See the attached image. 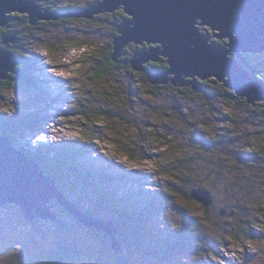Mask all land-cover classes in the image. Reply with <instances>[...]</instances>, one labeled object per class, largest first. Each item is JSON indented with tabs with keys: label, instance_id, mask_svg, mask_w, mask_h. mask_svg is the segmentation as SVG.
Returning a JSON list of instances; mask_svg holds the SVG:
<instances>
[{
	"label": "rangeland",
	"instance_id": "1",
	"mask_svg": "<svg viewBox=\"0 0 264 264\" xmlns=\"http://www.w3.org/2000/svg\"><path fill=\"white\" fill-rule=\"evenodd\" d=\"M31 1L43 6V3L58 5L67 0ZM69 3V10H76L72 0ZM81 3L78 0V4ZM105 14L109 13L99 14L89 23L77 19L73 21V17H68L70 19L58 25L47 23L45 29L39 25L30 27L29 22V25L25 23L9 28L11 32L16 29L11 34L23 38L17 48L19 60L22 57L25 64L33 65L32 74L38 83L35 82V90L30 80H22V77V81L15 82L0 79V115L13 117L21 125L17 131L0 128V134L7 132L13 145L31 150L42 145L48 147L50 143H54V150L62 145L69 147V144L84 147L81 152L83 159L78 161L88 163L89 174L95 171L102 174L104 170L94 168L95 165L127 178L124 183L120 180L121 185L131 190L128 194L120 193L124 198L122 202H127V210L134 204L142 203V197L151 195L157 198L161 219L146 221L147 227L139 233L138 241L134 239L137 247L143 248L129 247L124 252L122 244L118 250L116 245L111 247L110 239H106L107 231L99 233L84 227L75 215L61 210V205L52 198L47 203L51 202V208L56 211L60 221L70 227L57 230L54 222L36 218L34 223L41 221L40 225L47 229L44 228V234L35 238L30 233L33 223L26 219L20 206H0V264L31 263L37 260L36 255L43 253L40 251L53 250V246L59 244L78 245L83 253L82 264H90V261L98 264L96 260L101 252L107 254V257L102 256L107 260L125 254L129 264H264V109L258 113L246 107V114L242 115V104L233 102L247 100V97L237 100L185 99L176 92L156 97L146 85L139 84L142 81L132 80L128 73L118 70H111L107 76L96 79L97 59L108 52L107 45L114 37L115 24L119 20L116 16L114 19L102 18ZM197 26L210 43L215 42L213 39L220 41L208 26L202 23ZM84 44L92 46L88 48ZM229 58L237 59L233 53ZM130 82L134 86L133 92L127 93L128 102H122L120 87L124 86L125 89ZM231 94L238 98L235 91ZM134 98L141 99L143 102L140 104L143 105H133ZM107 112L108 115L104 116ZM25 117H35L39 124L26 127V121L21 120ZM170 124L175 126L174 130ZM179 129H185L191 141V145L187 144L189 148L185 143H182L184 146L180 145L182 134ZM213 140L218 144H211ZM138 146L139 149H136ZM184 153H188L186 157L192 159L200 156L201 161H193V167L187 166L178 174L184 176L183 182L171 172V177L157 176L165 172L159 167V158L166 159L164 162L187 159L181 155ZM74 165L79 169L77 163ZM188 179H195L196 184L212 192L214 204L207 218L203 217L202 208L191 203L185 195L189 192L185 182ZM236 179L240 180L239 184L233 183ZM81 183H84V179ZM59 184H62L61 180ZM138 185L143 186L139 188ZM173 185L181 192L172 193ZM149 187L152 190L150 193ZM138 191L143 195L138 196ZM106 193L108 195L98 191L97 199L93 198L96 206L92 207L87 201L91 210L99 213L93 215L95 220L110 219V213L101 212L105 209L104 201L111 190L107 189ZM121 208L120 203L116 205V209L124 212L123 206ZM132 211L138 213L137 208ZM202 218L212 223L218 222L225 231H218L219 235L225 233L226 238L220 241L221 246L214 244L216 252L213 255L207 250L209 246H202L201 242V245L178 246L175 251L170 250L169 255L160 253L156 257L154 245L159 244L163 237L158 243L142 237L145 232L173 229L174 235H181L179 238L182 240L194 239L199 235L190 226L197 227L193 220ZM136 225L141 229V223ZM204 226L208 227V224L204 223ZM129 230L127 234L131 233ZM21 234L25 235L24 239ZM213 234L206 228L200 236L213 238ZM172 241L174 239L171 244L175 245ZM34 263L41 264L40 260Z\"/></svg>",
	"mask_w": 264,
	"mask_h": 264
},
{
	"label": "water",
	"instance_id": "2",
	"mask_svg": "<svg viewBox=\"0 0 264 264\" xmlns=\"http://www.w3.org/2000/svg\"><path fill=\"white\" fill-rule=\"evenodd\" d=\"M118 9H123L131 20L119 26L114 40V62L118 63L132 44H146L147 50L136 52L131 65L135 71L146 73L152 85L197 89L199 82L216 78L238 95V98L229 96L230 99L247 97L252 105L264 102V82L254 78L239 62L245 53H264V0H101L87 10L65 16L93 19ZM13 13L28 14L32 26L42 20L61 18L31 0H0L1 27ZM196 23L208 26L218 40H228V45L223 48L210 43ZM10 42H15V38L7 37L4 44ZM232 53L237 59L229 58ZM161 58L167 60L168 71L146 69L147 64L158 63ZM17 65L16 56L0 50L1 80L14 81L11 73H16L19 79ZM11 142L8 136L0 135V206H20L31 223L36 218L58 222L51 202L47 203L49 198H55L84 226L93 231H107L112 240L117 237L115 227L76 210L57 188L55 180ZM194 196L209 207L213 205L208 191H195Z\"/></svg>",
	"mask_w": 264,
	"mask_h": 264
},
{
	"label": "trees",
	"instance_id": "3",
	"mask_svg": "<svg viewBox=\"0 0 264 264\" xmlns=\"http://www.w3.org/2000/svg\"><path fill=\"white\" fill-rule=\"evenodd\" d=\"M47 1H53V2H57L59 0H47ZM80 1V0H79ZM82 3L78 4V0H72V4L74 5L76 10L70 11L69 10V0L67 1H62V3H58V5L56 4H51V3H43V6L40 4L41 8L43 10H47L49 13H53V14H58L61 18H59L58 20H51L50 22H48L49 20H42L41 24L39 25L42 29H45V26L47 23H58L62 22L64 23L65 21H67L68 17H66L65 15L70 14V13H74V12H78V11H84L87 10L93 6H95L96 4H98L101 0H89L88 2H86L87 0H81ZM39 2V1H38ZM39 3H42L41 0ZM87 3V4H86ZM78 10V11H77ZM118 14V15H117ZM118 17L119 20L118 22L115 24V31L113 34V39L111 40V42L107 45L108 48V52L104 53L102 56H100L97 60H98V65L95 68V74H96V79L101 78V77H105L107 76L108 72L111 70H115V71H119V72H126L129 74V77L132 80H136L137 82H141L139 83L140 85H142V83L144 85L147 86L149 92L158 97L161 96L163 94H166L168 92H176L180 97L185 98V99H194L196 97H201V98H205V99H215V98H219V99H224L226 100L227 98H229V96H233L231 93L233 92V90H229L225 87V84L220 82L218 79L213 78V79H209L206 81H201L199 82V88L194 89L193 87H184V88H179V87H175L171 84L167 85V86H156V85H152L151 82L149 81L148 77L146 76V73L144 72H137L133 69L132 67V60L134 58V55L137 51L139 50H146V45L144 46V48L139 47L137 45H132L130 47H127L124 50V55L119 59V62L116 63L114 62V58H113V54H114V40L115 38L118 36V30H119V26L121 24H124L125 22L131 20L130 17L126 14V12L124 10H121L118 13H112V14H105L102 15L101 17H107L108 19H114V17ZM12 21L7 25V27L5 28H0V32L2 33V37L0 39V50H5L3 48H7L8 52H10L11 54H13L14 56H16L19 60V54H18V50L17 48L19 47V42H21V40L23 39L20 35L18 34H11L12 32H15L16 29H14V31H10L9 28H12L14 25H23L27 22H29V17L28 16H21L19 14H12L11 15ZM96 16L93 18L95 19ZM74 19V20H73ZM73 21L79 20V21H84L86 23H89L91 20L93 21V19H86V18H73ZM30 23V22H29ZM28 24V23H27ZM29 25V24H28ZM45 25V26H44ZM30 27H32L31 25H29ZM204 26V25H203ZM17 28V27H15ZM34 28V27H33ZM208 32V34L210 35L209 31H206V33ZM9 35H13L16 40L17 43L11 42L8 45L4 44L5 37L9 36ZM206 36V35H205ZM207 38V37H206ZM213 41H215L214 43L219 44L220 46H224V45H228L229 41L228 40H221V41H216L215 39H213ZM87 44H84V46ZM92 45H96L95 43H93ZM91 45V46H92ZM88 48H90V45H87ZM95 49H97V47H95ZM21 62L19 63V65L15 68L16 72H19L21 74L22 80H30L31 84H32V88L37 90V85H36V81L37 79L33 76L32 74V69L33 65H31L30 63L25 64V59L24 58H20ZM239 62H242V65L249 70L250 72H252L254 74V76L263 81L264 82V53H257V54H252V53H245L242 55V58L239 59ZM21 64V65H20ZM25 66V68H24ZM147 70H151V69H156L158 71L161 72H166L170 69L169 64L167 62L166 59L161 60L158 63H149L146 66ZM12 77L16 76V73H11L10 74ZM105 75V76H104ZM138 79V80H137ZM21 80V79H20ZM21 80V81H22ZM131 80V81H132ZM12 82H15L13 80H11ZM38 83V81H37ZM7 84V83H6ZM9 84V83H8ZM134 86L133 83L130 82L129 85H127V88L124 86L120 87L119 90V95L122 96V98L120 99V101L128 102L127 99V93L128 92H133ZM133 99V97H132ZM134 102L132 103L135 106H142L143 101L141 99L138 98H134ZM234 104H242L240 107H242V110L244 113L246 114V107H248L250 110L252 111H256V110H263V106H264V102H257L256 105H252L250 103H248V101L246 99L244 100H238V101H234ZM137 106V107H138ZM245 106V107H244ZM175 110H177V107L174 108ZM108 115L104 114V116ZM241 115V116H242ZM9 116L7 115H0V126H2V130L4 129H15L16 131L21 128V125L19 123V121L17 119H14L13 117L8 118ZM243 117V116H242ZM28 119V120H26ZM21 120H25L26 121V127L29 126H33L34 124H39L38 122H36L37 118L35 117H25ZM244 120V119H242ZM232 121V120H231ZM245 121V120H244ZM135 123V121L133 122ZM236 123L233 122V125ZM25 125H22V127H24ZM170 128H172L173 130L175 129V126L170 124L169 125ZM181 131L182 134V139H181V144L182 146H184L182 143L186 144V147L189 148V145H191V141L188 139L187 137V133L186 131H184L185 129H179ZM7 132H2L1 135L3 136H8ZM175 138L177 139V137L175 136ZM264 139V138H263ZM175 141V140H174ZM180 141V139H179ZM217 141L213 140L212 142H210L211 144H218L216 143ZM145 145V144H144ZM214 145V146H215ZM15 146V145H14ZM69 147H67V145H62L59 146L57 149H52L53 146L50 145L48 147H46V145H42V147L40 148H36V149H26L20 146H15L17 149H19L21 152H24L28 157L32 158L35 163L39 166V168L43 171V173L46 176H49L51 178H53L56 181V185L57 187L60 189V191L62 192V194L75 206L76 210H78L79 212H81L82 214H87L88 217L92 218L93 215L96 216L97 214H99L98 212H95L94 210H91V208L95 205L96 206V201L93 200V198L97 199V193L98 191L101 193H104L106 195H108L106 193L107 189L111 190V193H109L108 198L106 199V202L104 201V206L105 209H103L101 212L102 213H110V219H100L101 221H106L110 226H114L118 231L119 234L117 235L116 238H114L112 240V236H107L106 234V239L109 240L111 242V247L113 248L114 245L118 246L119 245H123V251L125 252L127 250V248L129 247H135L137 249L139 248H143V246H138L137 247V243L135 242V240L138 241V237L139 233L141 232L142 229H145L146 226V221H151L153 220H159L161 219L160 215H159V209L157 206V198L152 197L151 195L149 197H142V203H139V205H132V207L127 210L126 206H127V202H122L123 201V197L120 195L121 194H128L131 190L130 188H126L124 185H121V183L127 179L124 175H120V174H116L113 170H106V168H101V167H97L95 165H93L94 168H99V169H103L104 171L102 172V174H97L98 172L95 171L91 174L88 173V169H87V164H84L83 161H78V159H83V157L81 156V152L84 149V147H79V146H73L71 144L68 145ZM218 147V146H216ZM139 149V146L136 148ZM183 150H185V148H182ZM57 150V151H56ZM55 152V153H53ZM135 152V151H133ZM186 154V155H185ZM188 153H184L181 154L183 157L187 158V159H176L175 161H171L168 160L167 162H164L165 160H163L162 158H159V167L163 168L165 171L163 174L159 173L157 174V176L159 175H164L166 177L170 176L171 177V173H175V177H177L178 179H181V182H183V178L184 176H179L178 174L184 170V168H186L187 166L189 167H193L192 163L193 161L195 162H200V156H198L197 159H192L189 157H186ZM193 154V153H192ZM194 155V154H193ZM57 156V157H56ZM197 156V155H196ZM179 157V156H178ZM75 163H77V166H79V169H76L75 167ZM91 164V163H89ZM194 164V163H193ZM86 177H88L89 179H86ZM194 178V177H192ZM84 179V183H81V180ZM62 181V184H59V181ZM122 180V182L120 181ZM130 181V180H129ZM185 182H187L186 185V190H188L189 187V192L187 191L185 193L186 197L191 201V203L200 206L202 208L203 213V217L207 218L209 216V212L212 206H207L205 205L203 202H201L200 200H198L195 196L194 193L195 191H208L210 192V194L212 195V192L208 189H206L203 185L201 184H196L195 179L193 180H185ZM234 184H239L240 180L236 179L233 181ZM243 185V184H242ZM139 188H142L143 185H138ZM153 187L156 186L152 185ZM185 186V184H184ZM78 187H80L79 190ZM176 187V185H175ZM103 188H106V190L104 191ZM177 188V189H176ZM174 188L173 185V190L172 193H178L181 192L178 187ZM207 188H212V187H207ZM213 189V188H212ZM243 189V187L241 188ZM151 188L149 187L148 192L150 193ZM123 192V193H122ZM139 192V191H138ZM140 194H138V196L143 195L142 192H139ZM115 194V195H114ZM213 197V195H212ZM112 200H114L115 202H112ZM54 201V200H53ZM92 207L89 206V204ZM92 202V203H91ZM121 202L123 205H121ZM120 203V208L121 206H123V211L124 212H120L118 209H116V205L118 206V204ZM114 204V206H113ZM137 208L138 209V213L134 214L133 213V209ZM64 207L61 206V210H63ZM122 209V208H121ZM64 211V210H63ZM98 211L100 212V209H98ZM56 212V211H55ZM100 212V213H101ZM59 218V217H58ZM205 218L201 219H194L193 221H196L197 223V227L196 226H190V228L192 229L193 232L198 233V236H195L196 238H191V239H185L182 240L179 238V236L174 235V230H168V231H159V232H145V235H142V237L147 238V240H149V242L152 243H158V240H160L161 237H163V240L159 242V244L154 245V249H156L155 251V256L159 257L160 253L161 254H166L169 255L170 250L175 251L176 247L178 246H184L185 244L190 245H201L202 242V246H209V248H207V250L209 251V254L213 255V252H216V248L214 247V244L216 243L217 246L220 245V241H224V239L226 238L225 233L222 235L218 234V231H224V229L220 228L218 225V222L216 223H212L211 221L206 220ZM95 219V218H93ZM202 221L201 224H199L198 222ZM41 221H37L36 223H33L31 226V236H35L36 235H42L44 234V228L47 229L46 226L40 225ZM80 223V222H79ZM141 223L142 227L141 229H139V227H137L136 224ZM204 223L208 224V227L204 226ZM214 225V226H210ZM55 227L57 230H62L64 228H69L70 226L63 221H60L59 218V222H54ZM84 226V225H83ZM85 227V226H84ZM160 228V227H159ZM208 231L214 232L213 234V238L210 237H206L205 235H203L202 237L200 236L201 231L203 229H206ZM130 229V230H129ZM88 230V229H87ZM127 230L131 231L130 234H127ZM44 231V232H43ZM132 232L133 235L135 236L137 234V236H132ZM106 233V232H105ZM200 233V234H199ZM64 234V233H63ZM153 234V236H152ZM219 236H218V235ZM173 235V237H172ZM21 237L24 239L25 235L21 234ZM40 238H42L40 236ZM202 238H204L202 240ZM135 239V240H134ZM174 239L175 245L174 243L171 244V240ZM176 241L178 242V244L176 243ZM36 243V239L34 241ZM53 250L50 251H40L43 252L42 254H38L36 255L37 260L32 261L31 263H27V264H35L34 262H37L38 260H40L41 264H82L83 262L80 261L81 257L83 258V253L81 251L80 248H78V245L75 246L74 244H69V245H62L59 244L57 247L53 246ZM212 247V248H210ZM162 248V249H161ZM164 248V249H163ZM154 249L151 251L153 252ZM140 250V249H139ZM142 250V249H141ZM99 259L96 260L98 262V264H129L127 262V257L125 256V254H122V256H115L112 257V260H107L105 257L102 256H106L107 254L99 253ZM15 264H22V263H15ZM90 264H94L93 261H90Z\"/></svg>",
	"mask_w": 264,
	"mask_h": 264
},
{
	"label": "clouds",
	"instance_id": "4",
	"mask_svg": "<svg viewBox=\"0 0 264 264\" xmlns=\"http://www.w3.org/2000/svg\"><path fill=\"white\" fill-rule=\"evenodd\" d=\"M13 14H19V15H21V16H24V15H26V16H28L29 17V15L28 14H20V13H13ZM10 20H11V15H10V17H9V21H8V23L5 25V26H0L1 28H5V27H7V25L10 23ZM31 25V24H30ZM10 36V38L11 37H14L13 35H9ZM9 36H6L5 37V40H6V38L7 37H9ZM15 38V37H14ZM5 40H3L4 42H5ZM11 43V42H10ZM14 43H17V40H16V38H15V42ZM9 44V43H8ZM8 44H5V45H8ZM6 52H8L7 50H5ZM19 63H20V60H18V65H19ZM242 63V62H241ZM17 65V66H18ZM1 128V127H0ZM1 135V134H0ZM3 136V135H2ZM9 137V136H8ZM10 138V137H9ZM11 144H12V146H14L13 145V143L11 142ZM15 147V146H14ZM16 148V147H15ZM55 183H56V181H55ZM57 186V185H56ZM58 188V187H57ZM59 189V188H58ZM60 190V189H59ZM56 200V199H55ZM57 203V202H56ZM213 204H214V198H213ZM62 206V205H61ZM213 206V205H212ZM63 207V206H62ZM65 209V208H64ZM66 210V209H65ZM67 211V210H66ZM68 212V211H67ZM86 216H87V214H86ZM27 219V218H26ZM119 234V231L117 230V235Z\"/></svg>",
	"mask_w": 264,
	"mask_h": 264
},
{
	"label": "flooded vegetation",
	"instance_id": "5",
	"mask_svg": "<svg viewBox=\"0 0 264 264\" xmlns=\"http://www.w3.org/2000/svg\"><path fill=\"white\" fill-rule=\"evenodd\" d=\"M101 3V1L98 3V4H100ZM98 4H96V5H98ZM95 5V6H96ZM14 15H16V14H14ZM24 16H26V15H24ZM99 16V15H98ZM96 17H97V15H96ZM12 19L13 18H11V20H10V22L12 21ZM131 19V18H130ZM42 22L40 21V22H38V24H37V26L38 25H40ZM132 45H135V44H132ZM131 45V46H132ZM146 44H144V45H139V47H142V48H144V46H145ZM138 46V45H137ZM146 48H148V46L146 45ZM139 51H142V50H139ZM138 52V51H137ZM161 60H164V58H161ZM160 60V61H161ZM159 61V62H160ZM152 63V62H151ZM147 66V65H146ZM13 79H14V81H20V78L18 79V78H16V77H12ZM23 78V77H22ZM24 79V78H23ZM7 81H10V82H12L11 80H7ZM263 109H264V106H263ZM256 112H258V113H260L261 112V110H256ZM253 114V113H252ZM258 120H260V117L258 118Z\"/></svg>",
	"mask_w": 264,
	"mask_h": 264
},
{
	"label": "bare ground",
	"instance_id": "6",
	"mask_svg": "<svg viewBox=\"0 0 264 264\" xmlns=\"http://www.w3.org/2000/svg\"><path fill=\"white\" fill-rule=\"evenodd\" d=\"M203 25V24H202ZM205 25V24H204ZM3 51H5V50H3ZM254 78H256V77H254ZM26 155V154H25ZM27 156V155H26ZM33 160V159H32ZM34 161V160H33ZM35 162V161H34ZM53 200H55V198H53ZM52 222H55V221H52ZM57 222V221H56ZM59 222V221H58ZM99 233L101 232V231H98ZM107 233V232H106Z\"/></svg>",
	"mask_w": 264,
	"mask_h": 264
}]
</instances>
